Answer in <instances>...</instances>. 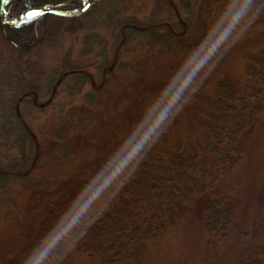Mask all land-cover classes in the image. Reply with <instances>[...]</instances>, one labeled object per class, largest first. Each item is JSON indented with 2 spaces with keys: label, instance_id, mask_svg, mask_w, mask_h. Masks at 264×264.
Returning a JSON list of instances; mask_svg holds the SVG:
<instances>
[{
  "label": "trees",
  "instance_id": "trees-1",
  "mask_svg": "<svg viewBox=\"0 0 264 264\" xmlns=\"http://www.w3.org/2000/svg\"><path fill=\"white\" fill-rule=\"evenodd\" d=\"M90 1L79 16L43 12L7 27L0 0V229L19 224L30 196L41 231L17 250L14 264H68L70 249L49 233L55 228L91 264H150L159 242L181 227L199 197L206 198V253L235 249L232 264H264V202L247 227L242 203L216 187L242 160V135L264 118V40L243 52L239 76L207 74L199 55L223 50L228 27H264V0ZM82 3L10 0L8 8L20 17ZM83 30L84 50H95L94 61L82 64L66 53L56 67H44L46 48L58 50L67 34ZM222 50L214 64L226 62ZM39 80L48 84L43 103L34 94ZM173 96L186 103L189 119L174 106H147ZM127 103L130 132L112 149H125L127 158L109 163L103 146L94 150L83 134L105 119L117 120L114 111ZM85 150L99 174L87 180L79 167L66 205L57 203L50 191L58 171ZM80 192L112 194L104 208L80 215Z\"/></svg>",
  "mask_w": 264,
  "mask_h": 264
},
{
  "label": "rangeland",
  "instance_id": "rangeland-1",
  "mask_svg": "<svg viewBox=\"0 0 264 264\" xmlns=\"http://www.w3.org/2000/svg\"><path fill=\"white\" fill-rule=\"evenodd\" d=\"M182 13H185L183 8ZM87 30H83L76 35L67 34L63 40V45L60 49L46 48L42 55V63L45 68L51 69L56 67L62 57L66 53H70L71 59L77 60L82 64L92 62L96 59L95 50H84L85 41L84 34ZM226 43L223 44L225 55L224 64H214V57L217 54L216 48L201 49L199 55L202 57L201 69L207 74L213 75L225 73L239 76L242 68L243 52L260 44L264 40V27L259 31H254L247 23H238L233 27L225 29ZM216 53V54H215ZM95 72L94 69H90ZM39 83L40 90L36 93V97L40 103L47 100V95L43 94L47 91L46 81H36ZM59 87L58 90L62 88ZM127 103L121 106L117 112V120L105 119L96 125L90 132H85L84 138L91 142V147L97 150V146L105 151V158L110 163L111 160L122 163L126 160L125 149L112 151L114 147H119L123 144L129 135L130 129L127 124V115L131 113L132 108ZM148 108H161L163 106H174L187 119L190 118V109L185 102L178 97L173 96L167 98L166 101H153L147 104ZM114 114V113H113ZM242 141L245 147V153L242 160L236 167L227 174L218 184L217 190L219 193L226 195L232 199H238L242 203L244 217L246 219L247 227L254 226L257 217L263 212L264 202V118L261 125L253 133H244ZM108 144V146H107ZM108 147V148H107ZM109 149L111 152H109ZM89 151L78 152L67 165L58 171L56 184L51 185L50 193L56 194L52 198L57 203L65 204L69 200L74 185L76 173L81 167L83 169L84 178L91 180L95 174H99V166L92 163ZM101 167L107 169V164L101 162ZM94 170V171H93ZM102 174L104 170L100 168ZM112 169L111 176L114 177L118 173ZM93 171V172H91ZM91 172V173H90ZM60 179V181H59ZM112 194V193H111ZM111 194L104 192L98 197H89L87 193L80 192V197L76 202V210L82 215L88 214V211H98L109 204ZM51 197V196H50ZM206 198L199 197L195 200L194 210L189 214L187 219L183 222L181 227L174 233H170L158 244L159 248L153 253L150 264H232L236 258V250L222 251L217 255H209L205 248V231H204V217H205ZM34 204L30 196H25L22 204V220L18 225L12 224L10 227L0 229V264H14V258L17 250L26 242L32 241L35 235L41 234L38 226L34 224L32 211ZM83 211V212H82ZM34 212V211H33ZM50 231L51 236L61 239L70 249L71 257L68 264H91L88 256L83 252H77L70 242L68 235L61 229ZM238 251V250H237Z\"/></svg>",
  "mask_w": 264,
  "mask_h": 264
},
{
  "label": "water",
  "instance_id": "water-1",
  "mask_svg": "<svg viewBox=\"0 0 264 264\" xmlns=\"http://www.w3.org/2000/svg\"><path fill=\"white\" fill-rule=\"evenodd\" d=\"M7 3L3 2V6H2L3 24L8 27H15L21 24L27 18V15H26L27 12L23 13L19 18H16V19L13 18L12 20H8V18L10 17V12H9V9L7 8ZM90 6H91V2L89 0H84V5L80 7L79 9H76L73 11L60 10L55 7H43V8L34 9L32 11L49 12V13H54L56 15H60L64 17H72V16H78L80 14H83Z\"/></svg>",
  "mask_w": 264,
  "mask_h": 264
},
{
  "label": "snow or ice",
  "instance_id": "snow-or-ice-1",
  "mask_svg": "<svg viewBox=\"0 0 264 264\" xmlns=\"http://www.w3.org/2000/svg\"><path fill=\"white\" fill-rule=\"evenodd\" d=\"M3 2L7 3L8 0H3ZM26 15L28 19H32L38 17L39 15H41V13L39 11H27Z\"/></svg>",
  "mask_w": 264,
  "mask_h": 264
}]
</instances>
